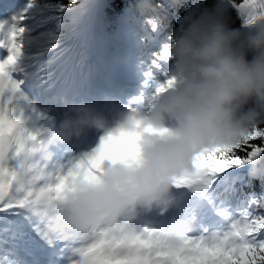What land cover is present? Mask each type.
<instances>
[{"label":"clouds","instance_id":"obj_1","mask_svg":"<svg viewBox=\"0 0 264 264\" xmlns=\"http://www.w3.org/2000/svg\"><path fill=\"white\" fill-rule=\"evenodd\" d=\"M222 3L186 19L171 41L174 83L159 93L154 88L147 112L128 108L109 121L95 105L65 101L64 119L29 144L28 155L36 161L46 148L69 145L92 130L134 140V148L125 147L116 163L104 165L99 182L69 180L56 203L57 233L76 238L102 230L121 233L141 209L171 206L176 180L194 174L203 154L234 147L264 125V0L245 4L244 11L255 16L247 32L228 26ZM139 10L154 16L158 11L150 0H141ZM191 231L181 225L168 233Z\"/></svg>","mask_w":264,"mask_h":264},{"label":"snow or ice","instance_id":"obj_2","mask_svg":"<svg viewBox=\"0 0 264 264\" xmlns=\"http://www.w3.org/2000/svg\"><path fill=\"white\" fill-rule=\"evenodd\" d=\"M248 2L228 0L221 7L245 13L249 29L255 16L244 11ZM42 7L46 6L38 0H27L21 14H13V5L5 8L6 14L0 18V40L4 42V58L0 60V264H264V191L260 190L264 185V125L234 147L203 154L194 174L175 182L179 188L206 181L210 188L218 178L233 176L237 170L242 187H251L255 181L254 190L242 196L243 210L231 219L226 231L171 235L128 226L119 234L102 230L85 238L55 231L56 203L63 198L69 180L82 176L89 183L99 182L104 165L116 163L122 149H132L135 144L127 136L110 135L102 137L90 155L65 165L46 155L31 160L28 146L37 140V133L29 129L26 113L19 106L25 81L15 77H22L28 42L35 39L24 25ZM66 9L65 5L54 6L58 12ZM147 23L153 32L161 28L159 17H149ZM172 40L174 37H168V42L152 54V68L166 80L158 83L149 74L157 93L174 83L166 71L172 60Z\"/></svg>","mask_w":264,"mask_h":264},{"label":"trees","instance_id":"obj_3","mask_svg":"<svg viewBox=\"0 0 264 264\" xmlns=\"http://www.w3.org/2000/svg\"><path fill=\"white\" fill-rule=\"evenodd\" d=\"M150 2L158 10L155 14L161 21V28L158 31L153 32L151 26L147 23L148 18L154 15L150 12L139 10L141 0H104L103 14L100 17L98 27L99 34L102 37L118 38L124 30L130 31L139 37L143 50L150 55L152 60V54L159 51L163 44L168 42V37H175L178 32L185 28L188 17L199 15L206 10H215L217 5V0H179L178 4H172L171 0H150ZM223 2L227 3L228 0H223ZM235 2L239 4L240 0H235ZM48 3L53 10L56 5H65L67 9H72L80 6L83 0H75V3H71L70 0H48ZM222 12L230 28L243 32L248 31V28L243 29L246 21L245 13L238 12L232 7H222ZM47 20L49 23L46 22L48 24L44 26L43 31H45L47 37L50 36L48 40L52 43L61 44L64 40L63 29L59 30L57 25L66 26L71 22V18L64 12L54 10ZM155 33L158 34V40H155ZM170 68L171 64L166 67L168 73ZM159 79L162 80L161 77ZM237 171L239 172V170ZM238 177H220L217 181L219 185L218 192L224 191L222 196H227L225 191L229 188L234 189L236 187L237 192L242 190L244 193L254 190L255 181H253L251 187H242L239 185L240 179ZM260 190L264 191V185H261Z\"/></svg>","mask_w":264,"mask_h":264},{"label":"rangeland","instance_id":"obj_4","mask_svg":"<svg viewBox=\"0 0 264 264\" xmlns=\"http://www.w3.org/2000/svg\"><path fill=\"white\" fill-rule=\"evenodd\" d=\"M79 13H77L78 15ZM35 13L29 17L28 21H27V25H34L35 24ZM70 25V24H68ZM61 27L63 25H60ZM64 30L66 31V33L68 32L69 36L67 39L68 42V46L67 48L64 49H56L54 51H52L51 55H49L47 58L42 59V56L44 54L45 51L41 50V47L43 46L40 42H35L34 43V51H35V55L36 57L45 63L46 67L51 65V72H57L58 71V75H62L65 73V71L67 70L69 65L71 66L70 72H76L77 69L82 72V74H80V80H82L84 78V75L86 74H93L95 72H98L99 70H102L103 73H107V70L105 66H102L101 61H104L103 59H101L99 57V54L96 52L95 53V59L93 61H90L87 63V61L84 60L83 57V51H82V42L79 41L78 37L76 36V31H75V22L74 24H72L68 30H66L64 28ZM129 52H127L126 56L129 57V61L133 62V67L138 68L142 71H146L147 72V66L145 65V63L142 62L141 60V53L138 51H132V50H128ZM30 55L27 53V48H26V57L25 60L29 57ZM62 62H65L64 64ZM96 65L95 67L93 65ZM91 65V67H90ZM80 67V69H79ZM109 67V66H108ZM60 69V70H58ZM109 69V68H108ZM115 66L111 65L109 70H114ZM132 69V68H130ZM100 79L97 80V83L99 86H103L102 83H100L99 81ZM203 184L207 185V182H202ZM225 213L230 212L229 209L225 210Z\"/></svg>","mask_w":264,"mask_h":264},{"label":"bare ground","instance_id":"obj_5","mask_svg":"<svg viewBox=\"0 0 264 264\" xmlns=\"http://www.w3.org/2000/svg\"><path fill=\"white\" fill-rule=\"evenodd\" d=\"M24 110H25V108H24ZM29 124H31L30 121H27V126H28V127H29ZM38 127H39V126H38Z\"/></svg>","mask_w":264,"mask_h":264}]
</instances>
